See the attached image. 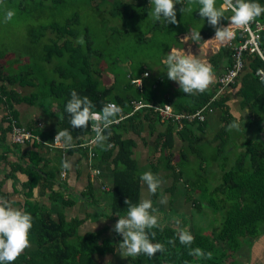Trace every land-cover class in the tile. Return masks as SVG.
Instances as JSON below:
<instances>
[{
    "label": "trees",
    "instance_id": "16d2710c",
    "mask_svg": "<svg viewBox=\"0 0 264 264\" xmlns=\"http://www.w3.org/2000/svg\"><path fill=\"white\" fill-rule=\"evenodd\" d=\"M256 2L264 6V0ZM222 3L223 0H217L218 7ZM186 5L187 0H183V4H176L177 23L166 24L163 19L152 21L150 0H2L0 3L4 15L7 10H13L14 17L19 18L22 25L27 21L26 29L14 31L13 34L17 35L11 38V46L7 40L0 38V111L7 122L2 134L4 136L10 130V121L14 119L40 138L37 143L27 141L13 144L21 151L15 162H8L6 154L0 153V162L9 165L4 178L13 176L16 171L25 174L22 187L26 198L21 209L33 217L29 233L30 247L14 264H100L95 257L114 253L117 243L111 238L103 237L101 232L93 229L80 232L84 218L68 217L64 212L76 199L64 195L67 181L59 176L62 161L76 151L79 153L76 164L83 159L84 166L88 168L87 148L79 144L91 134V122L87 128L71 127L65 105L73 90L82 97L87 96L96 111L105 103L115 102L123 108V114L132 111V100L160 105L168 103L175 112H192L205 104L210 99L212 88L203 93L186 95L178 84L172 85L164 64L171 49L184 48L185 43L179 37L181 34H189L197 46L215 34V28L209 25L207 18L199 16L198 5H192V13H182L180 9ZM85 9L96 11V19L85 23L90 19L83 13ZM67 10L70 12L67 13ZM231 15L230 11H225V18L221 19L220 24H226ZM258 18L264 23V14ZM193 30H199L201 40L192 39ZM80 36H83V45L76 42ZM241 37L243 34L236 31L231 43L236 44ZM260 43L264 45V28ZM231 52V46L224 43L208 56L207 61L212 65L215 77L230 67ZM243 57L242 73L228 88L236 89L241 97L240 106L248 110L249 121L255 125L259 136L245 139L241 150L232 159L229 158L231 147H228V153L219 160L220 149L229 141L230 130L227 126L235 121L228 104L231 91L226 88L211 103L220 111L221 120L220 127L212 137V142L217 141L216 148L210 155L219 172L216 184L209 183L212 170L206 172L202 169L206 164V155L200 148L202 141L199 134L205 131L206 119L184 120L181 129L176 131L175 120L162 121L152 108L144 106L126 115L119 124L111 126L108 130L111 133L108 143L113 145L111 149L102 151L100 147L92 146V165L98 167L106 164L109 167V178L105 182L110 201L106 203L105 216L125 215V199L132 203L140 201L142 173L138 159L133 156L136 140L131 134L141 136L146 131L147 135L154 134L155 138L153 152L145 163L152 173L162 169L163 178H170L169 184L164 187L170 194V202L177 182H181L185 200L192 203L191 212L192 209L207 207L220 217L218 225L209 233L204 234L196 229L192 233L194 242L191 247L211 252V259L189 255V248L181 245L175 237L177 226L159 222L161 227L150 231L156 233L153 243H163L165 251L151 258L144 254L129 257V264H226L243 246L244 240L252 241L262 234L264 75L259 77L255 71L263 68L264 64L256 54L245 52ZM105 72L112 74V80L100 85L99 78ZM144 73H148L147 77ZM132 79H141L142 85L138 87ZM18 87H30V90L22 93ZM19 103L40 109L55 107L56 125L43 128L35 118L21 123L15 107ZM62 129L72 133L76 145L65 151V157H62L60 149L48 147V142ZM177 140L181 145L178 149L175 148ZM20 145L24 146L22 150ZM152 155L157 158L156 162H153ZM191 155L199 158L198 166L203 172L185 176L183 167ZM175 156V160H172ZM80 173L79 168L76 169L78 176ZM2 182L0 179V188ZM36 190L46 193L51 201L60 200L63 208L53 212L30 199ZM80 194L86 199L94 196L88 176ZM4 196L0 190V197ZM169 239H174L175 243L169 244Z\"/></svg>",
    "mask_w": 264,
    "mask_h": 264
},
{
    "label": "clouds",
    "instance_id": "9594fccd",
    "mask_svg": "<svg viewBox=\"0 0 264 264\" xmlns=\"http://www.w3.org/2000/svg\"><path fill=\"white\" fill-rule=\"evenodd\" d=\"M2 3V0H0ZM152 11L150 13L153 22L163 19L166 24H176V4H183V0H150ZM198 5V12L201 18H207V22L215 28L214 40L227 43L235 38L232 27L247 30L250 24L259 16L264 14V6L256 0H223L218 7L217 0H187L183 6L182 13H192V5ZM225 11H230L229 25L222 26L220 21ZM14 16L13 10H7L4 15V22L10 21ZM194 41L201 40L199 30L191 33ZM185 40L187 37L185 36ZM212 40V39H211ZM78 44L83 45V36L77 38ZM166 74L169 80L176 82L180 90L186 95L205 92L215 79L212 65L202 61L190 52L183 49H171L164 60ZM148 73L144 76L147 77ZM137 86L142 85L141 79H136ZM95 105L87 96H80L75 90L70 94V99L65 105V111L70 115L72 128H87L91 122V129L94 133L90 143L107 151L113 147L108 143L111 133L108 131L112 125L123 119V108L115 102L105 103L99 111L94 110ZM229 130L239 129L238 122H232ZM74 138L68 129L57 131L54 141L48 143V147H57L65 151L73 149L76 145ZM62 168L68 170L71 167L69 161H62ZM140 180L147 186L149 195H154L162 184V180L151 171H145L140 175ZM160 203H166L162 198ZM127 212L119 216L113 231L122 237L119 243V253L122 257H135L144 254L149 258L156 253H163V243H153L156 235L151 229L160 228L158 209L153 206L150 198H142L138 203H132L125 199ZM177 228L176 239L181 245L189 248V255L198 259H211L212 253L205 252L201 248H192L194 237L187 228L180 227L181 221H175ZM33 226L31 213L14 207L11 202L0 197V264H14L17 258L30 247L29 233ZM169 244H174V239H169Z\"/></svg>",
    "mask_w": 264,
    "mask_h": 264
},
{
    "label": "crops",
    "instance_id": "0c3cea01",
    "mask_svg": "<svg viewBox=\"0 0 264 264\" xmlns=\"http://www.w3.org/2000/svg\"><path fill=\"white\" fill-rule=\"evenodd\" d=\"M215 35V34H214ZM213 37V35H212ZM214 83V82H213ZM213 85L209 86V88H212ZM229 92V100L228 104H233L236 102V107L238 106L237 110H243L244 112V118L249 121V116H248V110L245 108H241L240 106V100L241 97L237 94L236 89H231L228 88ZM234 101V102H233ZM25 103H19L15 107L18 110V117L19 121L21 123H25L28 119L30 118H35L37 119V122L41 125L43 128H51L56 125V110L55 107H50L49 109L45 108H39L40 112H37L36 110L31 111L33 114L30 116V118H26V116L20 112V108L23 107ZM33 107L34 105H30ZM235 106V105H234ZM54 108V110L52 109ZM230 105H229V111H230ZM34 109V108H32ZM35 112V113H34ZM231 113V111H230ZM214 114L217 115L218 121H219V126L221 125V120H220V111L215 108L214 112L211 113L210 115L207 116L206 118V126L208 125V122L213 119ZM232 114V113H231ZM232 116L235 118L234 122H237L238 119L232 114ZM7 125V122L3 120L2 118V112L0 111V153L3 152L6 155V160L8 162H15L19 159V154H20V149L17 148V146L13 145L11 143L10 139V134L9 131L4 133V136L2 134V129ZM250 131L253 132L254 136H259L258 133L254 130L250 122L248 124ZM217 128V129H218ZM206 130V128H205ZM146 134L147 132L144 131ZM204 133V132H201ZM215 134V133H214ZM213 134V135H214ZM233 134V132H232ZM134 139L136 140V146L134 147V152L133 156L138 157L136 153V149L139 148V152L144 154L145 150H149V146L146 147L145 149L142 147V144L140 143L141 140L142 142H145L147 137L149 135L144 136V133L141 134V136H136L131 134ZM151 136V135H150ZM155 138V137H154ZM201 138V137H200ZM154 141V140H153ZM203 142V141H202ZM154 143V142H153ZM141 144V145H140ZM21 146V145H20ZM153 146V145H152ZM177 146V144H175ZM24 146H21V150L23 149ZM232 148V146H230ZM176 148V147H175ZM242 148V146L240 147ZM144 149V150H143ZM145 156V155H144ZM148 155L145 157L147 158ZM79 157V153L74 151L73 154L66 156V160L70 162L71 167L68 169V177L65 181L66 182V189H64V195L71 196L75 200V203L72 206L66 207L64 209V212L67 214L68 217L71 216H77L79 218H84L83 223L80 226L81 231L84 232L85 230H98L101 232V236L103 237H109L114 243H117V246L114 250V253L112 254H119V243L122 241V237L118 234H116L113 231L114 225L116 221L118 220V216H112L108 217L105 216L104 213L107 214V208H106V203L110 201V194H109V188L106 184V178L109 175V167L106 164H100L98 166V169L100 171L99 175L96 177L90 178L88 175V172L85 171L84 168V161L83 159L79 162L80 164H76V159ZM146 162V161H145ZM8 163L5 164L3 162H0V179H2V185L0 190L5 194L3 197L4 199L8 200L13 204L14 207L21 208L22 203L24 199L26 198L25 193H24V188L22 187V181L25 179V174L16 171L14 172V175L11 177H6L4 178V174L8 170ZM86 167V166H85ZM81 171L79 176L76 174V169ZM87 170V169H86ZM154 174V173H153ZM154 175L159 177L158 172H156ZM87 176L91 180L92 183V189H93V197L86 199L80 194V191L84 190L85 184H86V179ZM58 177V175H57ZM162 180V184L160 188L158 189V192L155 196V198H152V195H149L147 186L144 184L143 181H141V194H140V200L142 198H150L153 201V206L158 209V215H159V222H166L167 224L176 227L175 221L177 219H185L183 217H178L175 216L174 218L171 216L165 217L162 212L164 211L163 209L174 207L175 212H179L177 210V207L182 204V202L187 203L192 207V203L190 201L185 200L186 194L184 191V187L181 182H177L174 190V194L171 197L172 202H170V194L164 190V187L167 186L168 184H165L167 181L166 179L159 177ZM102 186H105L106 188H103ZM164 199L166 203H160L161 199ZM30 199L35 200L39 202L40 204H43L51 209V211L56 212L57 210L62 209L63 207L61 206L60 200H50L47 196L46 193H39L38 190L34 191ZM205 204V203H204ZM161 208V210H160ZM189 213L191 212V208L189 209ZM180 213H186L180 212ZM183 228H187L190 233L192 234L195 228L193 227V224L190 225L189 223L186 224L187 227H185L184 222L182 221L181 224ZM189 225V226H188ZM85 229V230H84ZM110 254V253H108ZM105 255V254H104ZM101 256V255H100ZM98 256V257H100ZM103 256V255H102ZM226 264H264V229L262 231V234L255 240H244L243 246L234 253V255L229 259Z\"/></svg>",
    "mask_w": 264,
    "mask_h": 264
},
{
    "label": "rangeland",
    "instance_id": "374dc122",
    "mask_svg": "<svg viewBox=\"0 0 264 264\" xmlns=\"http://www.w3.org/2000/svg\"><path fill=\"white\" fill-rule=\"evenodd\" d=\"M151 11H152V9H151ZM69 12L70 11L67 10V13H69ZM83 13L86 16L90 17V19L87 20L85 23H88V21L90 23L91 21L96 19L95 18L96 11H91V10L85 9L83 11ZM2 15H4V14H3L2 10H0V16H2ZM33 22L36 23L35 21H33ZM229 23L230 22L228 21L226 23V25L224 24L223 26H228ZM234 27L235 26H233L232 28H234ZM23 28H25V29L27 28V21L25 22L24 25H22V23L19 20V18L17 19L14 16L8 22H4V19H0V38L7 40L9 46H11V44H12L11 38H13L15 35H17V34H13L14 31L19 32V30L23 29ZM185 36L187 37L186 40L184 39ZM214 36L215 35H213V37L210 36V37L206 38L201 43V45H199V46L195 45L194 42H192L189 34H181L179 37L185 43V46L182 49L186 53L190 52L192 55L197 56L202 61L208 63V61H207L208 56L211 55L212 53L216 52L218 47L220 45L224 44V43H221V42H218V41L214 40L213 39ZM111 80H112V74L109 73V72H105L99 78V83L101 85V84H104V83H109ZM172 85L175 86V85H177V83L172 81ZM211 85H213V83ZM18 89L22 93H27V92H29L30 87H18ZM229 105L231 107L230 111H231L232 114H234L236 119H238L237 122L239 123L240 127H239V129L230 130L228 143H226V146L222 147L220 149V151H219V157H218L219 160H222L221 157L224 154L228 153V152H226L228 147H230V146L233 147V148H230V151H229V153H230L229 154V158L232 159L235 156V154L241 150L240 147L242 146V142L245 139H247V138H257L256 136L253 135L254 133L250 131V128L248 126L250 121H248L247 119L244 118L243 110H237L238 106L236 107V105H237L236 102H234L233 104L231 103ZM32 108H34V109H32ZM52 109L54 110V108H52ZM34 110H36L37 112H40L38 106L31 107L30 105L25 104V105H23L22 108H20L19 111L22 112L27 118L28 116L33 114L31 111H34ZM30 117H33V116H30ZM30 117H28V118H30ZM219 124L220 123L218 121V117H217L216 114H214L213 119H211L208 122V125L206 126V130L204 131V133H200L199 134V136L201 137L200 140L203 141L202 143H200V145H201L200 148L202 149V153L206 155V160H205L206 164L203 165L202 169L205 170L206 172L211 171V170L213 172V173L209 174V176H210V181H209L210 185L217 183L216 176L219 175V172H217L218 169L215 167L216 163L213 162L212 159L210 158V155H212L213 151L215 150L216 143H217V141L212 142V137H213V134L217 131V128H218ZM250 126H251V123H250ZM251 127H253L254 130H255V125L252 124ZM232 132H233V134H232ZM143 133H144V136L147 135L144 131H143ZM153 140H154V134L151 135V136H148L145 142H142V140H141L140 143L142 144V147L144 149L146 147H148V146L150 147L148 151L147 150L144 151V154L143 153L141 154L139 152V150H140L139 148L136 149V153H137V156H138L137 159H138V162L140 164L141 173H143L145 171H151L150 166L147 163H145V161H147V159L150 157L151 152H153L152 151V145H153V142H154ZM176 143H177L176 148L178 149L181 145H180V142H178V140H177ZM144 155L145 156L148 155L147 156L148 158H146ZM155 155H157L156 152H155ZM175 158H176V156L174 158H172V160H175ZM152 159H153V162H156V160H157V158L154 157V155H152ZM198 161H199V158L195 157L194 155H191L189 162L185 163L184 167H183L185 176H186V174L196 175L197 173L203 172L202 169L199 168V166H198V164H199ZM159 164H160V162H159ZM84 168H85V171L88 170V175H89V169L86 168L85 166H84ZM157 172H158L159 177H161V175H163V170L162 169H159ZM67 177H68V174L66 172L64 179L66 180ZM166 180L167 181L165 182V184H168L170 182V178L166 179ZM104 188H106V187H104ZM203 205H204V203H203ZM190 208H191L190 205H188L185 202H182V204L177 207V210L179 212H175V208L174 207H171V209L169 207L168 208L165 207L163 209L164 211L162 212V214L165 217H168V216H171L173 218L175 216L183 217L185 219L180 218L179 220L181 222L182 221L184 222L185 227H187L186 224L189 223V225H190V222H191V224L194 225V227H195V229L197 231H200V232H202L204 234L205 233H209L213 229V227L218 225L220 217H219V215L217 213L214 214L213 212L209 211V209L207 207H204V208H202L200 210H193L192 209V212H190V214L187 215L189 213V211H190L189 210ZM160 210H161V208H160ZM184 211L186 213H180V212H184ZM79 231H81V229H79ZM95 258L100 264H129V261H128L129 257H122L119 254H117V255H115V254H105L103 256L95 257Z\"/></svg>",
    "mask_w": 264,
    "mask_h": 264
},
{
    "label": "built area",
    "instance_id": "2783aa9c",
    "mask_svg": "<svg viewBox=\"0 0 264 264\" xmlns=\"http://www.w3.org/2000/svg\"><path fill=\"white\" fill-rule=\"evenodd\" d=\"M263 28H264V23L258 17L250 24L247 30L241 28L236 29L235 27L232 28L234 32L238 31V34H243V37L239 38L236 44H232L231 41L227 42L232 48V52H231L232 63L230 67L225 69L224 72H222L220 75L215 77L212 87L213 91L210 96V99L202 106L196 108L192 112H175L173 111L171 105L168 103H164L163 105H160L156 103H143L142 101L132 100L131 101L132 111L130 113L144 106L150 107L157 114H159L160 119L162 121L165 119L175 120V122L177 123L176 131H179L181 129L182 122L184 120L186 121L205 120L207 116L213 113L215 110V108L211 106V103L217 100L224 93L226 88L234 84L237 81V78L241 75L242 70L244 68L243 54L245 52L256 54L264 64V45H261L260 43V34ZM255 74L259 77L263 76L264 66L263 68L257 69L255 71ZM133 81L135 82V80ZM128 114H123V119ZM90 131L91 134L88 137V139L85 142L80 143L79 145L87 148L89 177L93 178L96 177L100 173V171L98 167L93 166L91 163L92 156L94 155V152L92 151V146L94 145L90 143L92 137L94 136V133L92 132L91 129V125H90ZM9 134H10L11 143L13 144H24L27 141H32L37 143L40 141L38 135L33 134L24 125L17 124V122L14 119L10 121ZM54 137L55 136H53L51 141L48 143H52L54 141ZM51 148H57V147H51ZM57 149H60L62 157H65V150L61 148H57ZM65 174H66V170L62 168L59 173L60 178L64 179ZM102 187L104 188L105 186Z\"/></svg>",
    "mask_w": 264,
    "mask_h": 264
}]
</instances>
